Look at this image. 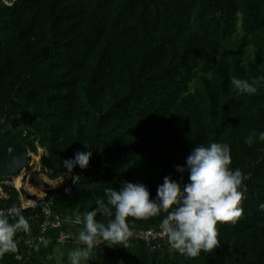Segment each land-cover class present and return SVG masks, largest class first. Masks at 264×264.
I'll use <instances>...</instances> for the list:
<instances>
[{
	"label": "trees",
	"instance_id": "16d2710c",
	"mask_svg": "<svg viewBox=\"0 0 264 264\" xmlns=\"http://www.w3.org/2000/svg\"><path fill=\"white\" fill-rule=\"evenodd\" d=\"M259 75L264 0H0V141L36 155L43 148L51 180L67 173L63 159L92 147L87 168L75 167L41 200L66 222L45 225L40 201L21 209L30 232L17 230V251L0 264H31L42 245L29 238L58 243L64 231L72 238L58 244L77 246L74 217L106 200L104 188L131 181L154 196L165 175L179 178L173 166L194 145L212 141L227 142L231 167L247 176L241 217L216 225L220 246L196 257L167 240L152 249L139 229L158 227L166 213L127 217L136 233L124 246H96L91 264H264V142H243L264 131V88L238 95L230 83ZM10 176L0 177L4 209L29 196Z\"/></svg>",
	"mask_w": 264,
	"mask_h": 264
},
{
	"label": "clouds",
	"instance_id": "9594fccd",
	"mask_svg": "<svg viewBox=\"0 0 264 264\" xmlns=\"http://www.w3.org/2000/svg\"><path fill=\"white\" fill-rule=\"evenodd\" d=\"M238 95H254L264 88V75L251 79L232 77L230 81ZM264 142V131H253L244 137V143ZM87 151H77L73 157L63 159L62 166L67 173L75 167L87 168L92 156V147L85 145ZM231 147L227 142L212 141L208 144L194 145L185 158V164L174 165L180 173L178 179L171 174L163 177L152 196L143 183L124 181L119 188L106 187V200L97 197L93 209L77 213L74 223L81 225L75 235L77 246L66 254V264H89L94 249L101 240L106 244L122 245L133 231L127 217L147 219L166 213L160 221L162 234L168 246L187 257H196L203 252H211L220 246L216 225L218 222L235 223L243 213L242 199L246 198L247 176L239 167H231ZM187 173V179L184 178ZM264 209V204L260 205ZM97 213L109 217L107 223L96 219ZM10 215L15 221L10 222ZM30 232L27 219L15 206L9 212H0V258L5 253H15L18 241L17 230ZM33 243L26 244L39 248L47 246L44 236Z\"/></svg>",
	"mask_w": 264,
	"mask_h": 264
},
{
	"label": "built area",
	"instance_id": "2783aa9c",
	"mask_svg": "<svg viewBox=\"0 0 264 264\" xmlns=\"http://www.w3.org/2000/svg\"><path fill=\"white\" fill-rule=\"evenodd\" d=\"M22 181H23V179H22ZM14 182H15V180H14ZM14 185L18 188V190H20L22 188V186L18 187L16 185V183H14ZM65 190L69 191L70 187L69 186L66 187ZM2 196H5V192H4L2 184L0 182V197H2ZM21 199L23 200L22 205L19 206V207L15 206V209H17L18 211H20L21 209H23V208H25L27 206L36 205L39 201H40V204L44 205V212H45V215H46L45 225H50L51 227L58 228V227H60L62 225V222H66L65 220L61 219L58 216H53V213H52L51 209L47 205H45L43 202H41L42 198L41 199H35V200L26 201L21 196ZM12 208L13 207H9L7 209L0 208V212L7 213ZM131 230L133 231V233H136V232H134L133 229H131ZM138 236L140 237L141 240L144 241L146 246H148V247H150L152 249L158 248L159 246L162 245V243L164 241L166 242V240H167L166 236L162 234V231L160 229V224L156 228L152 227V228H146V229H139ZM71 238H72V234L70 232L61 231L59 236H58V238H57V242L58 243H63V242H66V241L70 240ZM107 243H108V241L101 240V241H99L97 243L96 246H100L101 247L103 245H106ZM18 256L20 257V255H18Z\"/></svg>",
	"mask_w": 264,
	"mask_h": 264
},
{
	"label": "rangeland",
	"instance_id": "374dc122",
	"mask_svg": "<svg viewBox=\"0 0 264 264\" xmlns=\"http://www.w3.org/2000/svg\"><path fill=\"white\" fill-rule=\"evenodd\" d=\"M43 153L44 149L41 147L38 149V155L30 152V161L28 164L29 166L25 167L18 175L6 177L7 181H9L10 183H15L14 179L20 175L21 180L23 179L25 183L24 188L21 189H24L26 192L34 196H36L34 193H37L39 198L45 195V191L49 187H58L63 184L66 179H68L70 174L66 173L65 175L56 180L49 179L47 175V170L42 168L40 163L41 154ZM33 189L34 191H32ZM40 191L42 192L41 196L39 195Z\"/></svg>",
	"mask_w": 264,
	"mask_h": 264
},
{
	"label": "water",
	"instance_id": "95a60500",
	"mask_svg": "<svg viewBox=\"0 0 264 264\" xmlns=\"http://www.w3.org/2000/svg\"><path fill=\"white\" fill-rule=\"evenodd\" d=\"M30 151L21 142L0 141V177L18 175L27 165Z\"/></svg>",
	"mask_w": 264,
	"mask_h": 264
},
{
	"label": "crops",
	"instance_id": "0c3cea01",
	"mask_svg": "<svg viewBox=\"0 0 264 264\" xmlns=\"http://www.w3.org/2000/svg\"><path fill=\"white\" fill-rule=\"evenodd\" d=\"M23 186L22 188H24V181H22ZM29 196L31 197H27L26 195H22V198L25 199L26 201L29 200H35V199H41L38 197V195L36 193H34L36 196L31 195L30 193H28ZM48 245L45 246H41L38 250V254L36 257H34L32 259L31 264H66V254L67 251L72 248V247H67L66 245H60L58 243H54L53 241H48ZM116 245H111V246H107L106 251H108L110 248L114 247ZM93 258L90 260L89 264H91Z\"/></svg>",
	"mask_w": 264,
	"mask_h": 264
},
{
	"label": "bare ground",
	"instance_id": "6f19581e",
	"mask_svg": "<svg viewBox=\"0 0 264 264\" xmlns=\"http://www.w3.org/2000/svg\"><path fill=\"white\" fill-rule=\"evenodd\" d=\"M15 183H16V185L18 186V187H21V186H23V183H22V180H21V176L19 175V176H17L16 178H15ZM25 186V185H24ZM28 188V187H27ZM30 189V188H29ZM32 191H34V189L32 190ZM41 191L39 192V195L41 196ZM37 194V193H36Z\"/></svg>",
	"mask_w": 264,
	"mask_h": 264
}]
</instances>
